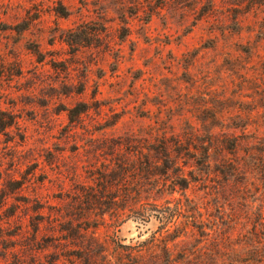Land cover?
I'll return each mask as SVG.
<instances>
[{
	"label": "rangeland",
	"instance_id": "rangeland-1",
	"mask_svg": "<svg viewBox=\"0 0 264 264\" xmlns=\"http://www.w3.org/2000/svg\"><path fill=\"white\" fill-rule=\"evenodd\" d=\"M252 111L264 128V0H0V264L151 246L175 226L142 206L184 191L149 175V144Z\"/></svg>",
	"mask_w": 264,
	"mask_h": 264
},
{
	"label": "trees",
	"instance_id": "trees-1",
	"mask_svg": "<svg viewBox=\"0 0 264 264\" xmlns=\"http://www.w3.org/2000/svg\"><path fill=\"white\" fill-rule=\"evenodd\" d=\"M229 117L244 118L246 123L238 132V126L210 130L208 140L200 139V144L175 134L172 139L156 136L159 142L149 144L145 155L149 175L163 177L160 186L170 181L174 191L184 192L174 206L166 199V208L159 209L154 198L146 200L142 209L149 215L148 205H154L162 224L175 227L161 239L154 237L151 246L145 240L129 256L118 254V264H145L143 252L150 254L152 264L156 260L158 264H264V128L254 111ZM199 135L196 129L188 132L192 139ZM192 184L202 195L186 193ZM133 198L138 200L139 194ZM189 237L193 240L187 241ZM176 239L182 244L177 254L170 245ZM157 248L162 256L153 255ZM90 259L92 264H113L105 254Z\"/></svg>",
	"mask_w": 264,
	"mask_h": 264
}]
</instances>
